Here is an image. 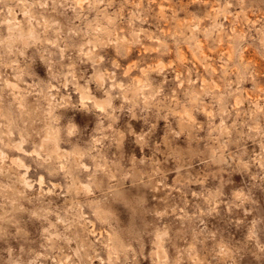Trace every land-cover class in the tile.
<instances>
[{"label":"rangeland","instance_id":"obj_1","mask_svg":"<svg viewBox=\"0 0 264 264\" xmlns=\"http://www.w3.org/2000/svg\"><path fill=\"white\" fill-rule=\"evenodd\" d=\"M159 237L264 264V0H0V264H157Z\"/></svg>","mask_w":264,"mask_h":264},{"label":"bare ground","instance_id":"obj_2","mask_svg":"<svg viewBox=\"0 0 264 264\" xmlns=\"http://www.w3.org/2000/svg\"><path fill=\"white\" fill-rule=\"evenodd\" d=\"M82 0H80V2H81ZM87 1V0H86ZM206 2V1H205ZM160 7V6H159ZM160 9V8H159ZM160 11V10H159ZM13 27V26H12ZM16 27V26H15ZM14 27V30L16 29ZM198 27V26H197ZM163 30V29H162ZM17 32H18V30H16ZM28 34L32 37H35V33H34V31L32 30V28H29V32H28ZM17 38H22V41L23 42H26V38H24L23 36H22V33L21 32H19L18 33V37ZM137 39H139V38H137ZM49 43V42H48ZM203 44V43H202ZM95 49V48H94ZM145 52V51H144ZM203 54V53H202ZM206 54V53H205ZM229 54V53H228ZM229 56H231L230 54H229ZM210 58V57H209ZM230 58V57H229ZM183 60V59H182ZM159 62H162V61H159ZM164 63V62H163ZM170 64H172V63H170ZM169 64V65H170ZM164 65V64H163ZM159 66V65H158ZM171 66V65H170ZM169 66V67H170ZM152 67H153V65H152ZM156 68V67H155ZM212 68H213V66H212ZM215 68V67H214ZM142 69V68H141ZM154 69V68H153ZM208 69V68H207ZM130 71V69H128L127 71H126V74L128 73ZM113 74H114V72H113ZM139 79V78H138ZM141 80V79H140ZM213 80V79H212ZM97 83H98V86L100 87V89H105V79H104V77L102 76V75H100V76H98V78H97ZM139 81V80H138ZM206 81V80H205ZM203 82V81H202ZM201 82V83H202ZM206 83V82H205ZM139 85V84H138ZM89 86V85H88ZM119 86H121V84L119 85ZM15 87H17V86H15ZM19 87V86H18ZM53 88H54V86H52ZM51 87V88H52ZM143 87V86H142ZM145 87V86H144ZM218 88V87H217ZM78 89H91V87L89 86V87H87V88H84V87H82V86H79L78 87ZM79 92H80V90H79ZM137 92H138V90L137 91H134V90H132V91H130V96H135L136 94H137ZM128 95V94H127ZM127 95H126V97H127ZM71 100V99H70ZM81 100L83 101V103H85V102H87V103H94L95 105H96V107H97V109H98V111H102V110H105V104L104 103H102V102H100L97 98H95V97H93V96H91V95H88V94H86V92H81ZM111 101L110 100H107V103H110ZM84 105V104H83ZM203 109H205V108H203ZM187 113V112H186ZM211 113H212V111H211ZM213 116V115H212ZM188 118H189V116H188ZM193 120V119H192ZM224 120V119H223ZM198 126H200V125H198ZM45 141V140H44ZM49 141H51V140H48V142ZM53 142V144L56 146L57 144H56V142L55 141H52ZM21 145V144H20ZM46 148V147H45ZM59 148V147H58ZM60 150L61 149H59V152H60ZM62 151V150H61ZM56 152V151H55ZM58 152V151H57ZM63 152H65L64 150H63ZM2 154H3V152H1ZM61 153V152H60ZM59 153V154H60ZM57 154V153H56ZM63 154V153H62ZM4 155V154H3ZM65 155V154H64ZM60 156H61V154H60ZM63 157V156H62ZM214 157V156H213ZM216 160V159H215ZM3 161V160H2ZM20 161H21V159H20ZM78 162V164H82V162L80 163V161H77ZM222 162V161H221ZM84 164V163H83ZM22 166V165H21ZM84 166V169H85V171L86 172H88L89 171V166H87V165H83ZM25 169H27V168H25ZM62 169H65V166H63L62 165ZM29 169H27V171H28ZM27 171L25 172L26 173V175H27ZM26 175L24 176V183H25V186H31L32 187V185L30 184V181H29V179L26 177ZM22 176V177H23ZM39 178H41V177H39ZM31 180V179H30ZM40 182H41V180H39ZM23 183V184H24ZM39 185H42L41 183L39 184ZM77 190L78 191H80V192H83L84 194H85V196H83L84 198L86 197H88V196H92V195H94V193H92V190H91V187L89 186V185H87V184H81L80 186H78V188H77ZM50 192V191H49ZM48 192V193H49ZM211 193V192H210ZM213 198H215V196H213ZM228 208V207H227ZM244 211V210H243ZM249 212V211H248ZM244 213H245V211H244ZM248 214H251V213H248ZM61 220V219H60ZM84 220V219H83ZM88 221V220H87ZM86 221V222H87ZM62 222V221H61ZM90 222V221H89ZM90 223H92V222H90ZM84 224V223H83ZM91 233H95V229H94V227H93V224H92V229H91ZM102 236V235H101ZM158 242L156 243V245H157V247H158V262H157V264H163V261H165L166 260V255L164 254V252H163V249H162V246L160 245V240H162V237H159L158 238ZM100 259V258H99ZM109 264H112V262L111 261H109Z\"/></svg>","mask_w":264,"mask_h":264}]
</instances>
